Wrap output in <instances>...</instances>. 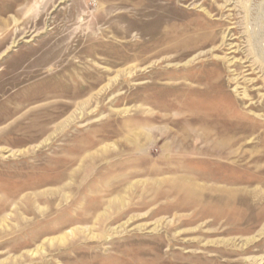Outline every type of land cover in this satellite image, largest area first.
I'll list each match as a JSON object with an SVG mask.
<instances>
[{
	"label": "rangeland",
	"instance_id": "1",
	"mask_svg": "<svg viewBox=\"0 0 264 264\" xmlns=\"http://www.w3.org/2000/svg\"><path fill=\"white\" fill-rule=\"evenodd\" d=\"M0 264H264V0H0Z\"/></svg>",
	"mask_w": 264,
	"mask_h": 264
},
{
	"label": "bare ground",
	"instance_id": "2",
	"mask_svg": "<svg viewBox=\"0 0 264 264\" xmlns=\"http://www.w3.org/2000/svg\"><path fill=\"white\" fill-rule=\"evenodd\" d=\"M58 240V239H57Z\"/></svg>",
	"mask_w": 264,
	"mask_h": 264
}]
</instances>
